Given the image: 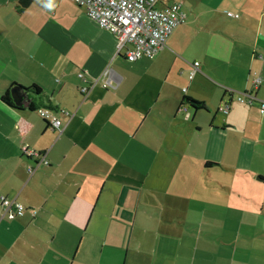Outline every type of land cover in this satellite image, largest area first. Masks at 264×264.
<instances>
[{
	"label": "crops",
	"instance_id": "crops-1",
	"mask_svg": "<svg viewBox=\"0 0 264 264\" xmlns=\"http://www.w3.org/2000/svg\"><path fill=\"white\" fill-rule=\"evenodd\" d=\"M172 1H180L183 11L185 0H159L158 6ZM44 2L31 0L17 13L16 0H0V196L24 207L10 220L2 217L0 201V264H256L249 243L257 242L237 238L242 229L234 223L226 237L228 206L235 201L212 192L210 180L198 178L190 193L162 198L169 179L162 153L170 147L152 148L149 173L145 137L152 130L159 136L156 123L148 124L154 109L169 125L187 111L179 84L164 77L181 69L193 80L188 75L194 61L196 74L222 89V100L233 102L235 94L225 89L244 91L255 75L262 78L255 94L264 99V0L234 7L207 0L212 17L194 23L202 56V43L189 61L180 55L197 41L184 21L154 57L133 62L124 47L117 49L116 36L72 0H53L51 9ZM79 72L93 83L87 94L78 91ZM16 86L27 89L18 105L11 95ZM6 90L13 105L2 101ZM195 90L189 84L185 96L205 107L189 108L192 121L208 110ZM38 107L56 111L61 125L45 123ZM23 146L44 152L47 164L37 165ZM175 206H181L176 216Z\"/></svg>",
	"mask_w": 264,
	"mask_h": 264
},
{
	"label": "rangeland",
	"instance_id": "rangeland-1",
	"mask_svg": "<svg viewBox=\"0 0 264 264\" xmlns=\"http://www.w3.org/2000/svg\"><path fill=\"white\" fill-rule=\"evenodd\" d=\"M227 1L234 7L235 2H246L247 0H225V2ZM183 11L186 16V24L187 22L190 23L188 28L193 31L195 36L194 28H197L198 25L194 23H205L212 17L207 0H185ZM194 16L199 20L197 18L192 20ZM196 37V44H189L188 53L184 54L185 56L180 54L186 60H188L189 54L197 52L201 43L202 52L198 57L202 56L204 52L203 39ZM186 48L187 45L184 52H186ZM187 73L181 69L178 72L173 69L165 74L164 80L179 84V102L182 96L186 95L185 91L189 84L191 89L196 88L195 92L205 99L208 110L197 113L196 119L192 121L188 116L193 111L189 109V106H186L187 111H179V120L172 125L165 121L160 111L153 110V115L151 114L149 117L148 124L150 122L156 123L159 136L153 137L154 131L152 130L145 137L149 148L145 156L149 164L148 172L152 171L149 163L154 157L152 148L157 145L170 147L169 149L164 148L162 153L168 167L164 169V173L169 176V179H165L168 184L161 186L162 198L169 193H190L192 191L190 188L194 186L198 178L210 180L211 188L214 189L212 192H221L230 196L229 201H235V206H228L226 237H231L234 233L232 227L234 223L235 227L242 229L237 238L257 242L256 244L249 243L250 251L254 250L252 253L253 262L263 264L264 181L259 180L258 177L264 178V113L257 110L258 102L249 106L246 103L236 101L238 93L241 92H252L256 96L255 90L260 84L256 88L250 84L251 86L244 91L227 87V89L234 91L235 102L230 101L231 105L228 112L223 113L218 108L229 100H225L227 97L223 98L224 100L220 98L221 93L219 94V92L222 89L217 88L208 76L196 74V72L193 74L194 79L188 81ZM214 81L218 83L217 80ZM206 82H209L213 87ZM262 86L264 87V83ZM263 87H261L260 93L264 92ZM160 103L162 104L161 101H159V105ZM151 128L153 127L148 125V129ZM167 141L170 142L165 144ZM207 160L212 161L211 166H205ZM152 165L154 166V164ZM156 172H159V169L155 168L152 176H155ZM183 178L186 179L185 182L182 181ZM180 209L181 206H175V216L178 215ZM177 219L180 218H176L172 222L175 227H177V221H180ZM181 219L183 221V218ZM230 219L232 221L231 227L228 226ZM182 225L188 226L190 224L183 223Z\"/></svg>",
	"mask_w": 264,
	"mask_h": 264
},
{
	"label": "built area",
	"instance_id": "built-area-1",
	"mask_svg": "<svg viewBox=\"0 0 264 264\" xmlns=\"http://www.w3.org/2000/svg\"><path fill=\"white\" fill-rule=\"evenodd\" d=\"M81 7L87 16L93 19L99 28L105 29L114 34L118 40L117 49L125 48V57L128 61H135L138 58H152L164 46L167 37L181 23L185 21V14L181 9V2H171L158 6L159 0H72ZM234 18L238 14L228 12ZM192 69L188 77L191 79L193 74L199 69V62L190 63ZM84 84L78 86V91L87 94L93 83L89 82L85 75L80 72L77 75ZM262 81L260 76H254L252 85L257 87ZM106 84H104L105 86ZM227 93H234L227 89ZM243 93V94H241ZM238 93L236 101L253 105L259 103L257 110L264 113V100L258 99L252 92ZM231 102H225L218 110L226 113L230 108ZM39 116L54 127L61 125V120L56 115V111L40 107L37 108ZM68 115L66 110L60 111ZM22 152L31 158L37 159L36 164H47L44 152L29 150L26 146L22 147ZM33 171V167L29 168ZM2 217L14 219L24 212L22 204L11 200L6 196H0Z\"/></svg>",
	"mask_w": 264,
	"mask_h": 264
},
{
	"label": "trees",
	"instance_id": "trees-1",
	"mask_svg": "<svg viewBox=\"0 0 264 264\" xmlns=\"http://www.w3.org/2000/svg\"><path fill=\"white\" fill-rule=\"evenodd\" d=\"M172 2H177V1H172ZM171 3V2H170ZM31 4V0H16V3H15V11L17 13H22L27 7H29V5ZM182 7V6H181ZM182 9V8H181ZM182 24V23H181ZM179 26V25H178ZM130 62H133V61H130ZM80 73V72H79ZM83 73V72H82ZM84 74V73H83ZM78 75V74H77ZM79 78V77H78ZM80 79V78H79ZM80 81H82L80 79ZM82 84H84V82L82 81ZM24 90L26 88H23ZM35 94L39 95L41 93V90L38 86L34 85L32 86L31 88ZM27 90V89H26ZM2 101L7 104V105H13L12 102H11V97H10V94H9V90H6L4 92V94L2 95ZM180 105L182 108L185 109V105L186 106H189L191 109H193L194 111L196 110H199V109H203L205 107L204 103L202 101H198V100H195L191 97H188V96H183L181 101H180ZM30 108L33 109V105L30 104ZM40 108V107H38ZM49 109V108H48ZM52 110V109H51ZM46 123V121H44ZM212 164L211 162H206L205 163V166H208Z\"/></svg>",
	"mask_w": 264,
	"mask_h": 264
},
{
	"label": "water",
	"instance_id": "water-1",
	"mask_svg": "<svg viewBox=\"0 0 264 264\" xmlns=\"http://www.w3.org/2000/svg\"><path fill=\"white\" fill-rule=\"evenodd\" d=\"M23 88H21L20 86H16L12 91H11V95L13 98V101L15 102L16 105L20 104L21 99L25 96V92H23L22 90ZM259 180H264L261 177H258Z\"/></svg>",
	"mask_w": 264,
	"mask_h": 264
},
{
	"label": "clouds",
	"instance_id": "clouds-1",
	"mask_svg": "<svg viewBox=\"0 0 264 264\" xmlns=\"http://www.w3.org/2000/svg\"><path fill=\"white\" fill-rule=\"evenodd\" d=\"M43 6L45 8H48V9H51L54 7V3H53V0H45Z\"/></svg>",
	"mask_w": 264,
	"mask_h": 264
}]
</instances>
